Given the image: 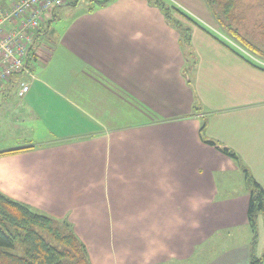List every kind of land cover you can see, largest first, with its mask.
I'll return each mask as SVG.
<instances>
[{
	"label": "crops",
	"instance_id": "0c3cea01",
	"mask_svg": "<svg viewBox=\"0 0 264 264\" xmlns=\"http://www.w3.org/2000/svg\"><path fill=\"white\" fill-rule=\"evenodd\" d=\"M170 1L210 33L183 20L184 46L148 0L44 17L30 71L0 82V128L18 137L0 192L67 224L92 264H250L251 236L230 239L250 229L244 173L205 139L264 188V59L217 40L205 0Z\"/></svg>",
	"mask_w": 264,
	"mask_h": 264
},
{
	"label": "trees",
	"instance_id": "16d2710c",
	"mask_svg": "<svg viewBox=\"0 0 264 264\" xmlns=\"http://www.w3.org/2000/svg\"><path fill=\"white\" fill-rule=\"evenodd\" d=\"M109 1L100 3L106 4ZM148 1L157 6L165 19L177 28L181 35V43L184 46L191 45L192 30L190 26L183 23V20L198 23L183 10L168 5L164 0ZM205 1L220 30H225L253 56L264 59V14L259 16L255 14V18L251 19L255 7L247 0ZM215 38L228 46L219 37ZM30 60L32 61L31 57L29 62ZM205 128L206 125L203 123L201 133L205 131ZM205 142L235 159L242 168L249 191L247 217L253 234L249 263L262 264L264 254L260 257L256 255V245L258 221L261 215L264 222V188L233 149L217 140L205 139ZM16 151V149L9 150L0 154ZM0 264L92 263L86 245L67 224L60 223L51 216L35 211L28 205L0 192Z\"/></svg>",
	"mask_w": 264,
	"mask_h": 264
},
{
	"label": "built area",
	"instance_id": "2783aa9c",
	"mask_svg": "<svg viewBox=\"0 0 264 264\" xmlns=\"http://www.w3.org/2000/svg\"><path fill=\"white\" fill-rule=\"evenodd\" d=\"M71 1L18 0L10 9L0 5V82H9L14 74L30 71V52L45 15ZM28 90L29 84L23 82L18 95L23 97Z\"/></svg>",
	"mask_w": 264,
	"mask_h": 264
},
{
	"label": "rangeland",
	"instance_id": "374dc122",
	"mask_svg": "<svg viewBox=\"0 0 264 264\" xmlns=\"http://www.w3.org/2000/svg\"><path fill=\"white\" fill-rule=\"evenodd\" d=\"M94 1H97L96 3L93 2V4L96 5V4H102L100 2H106L107 0H94ZM164 1L168 5H170V6H172V5L173 6H178V7L182 8V10L184 11L183 5H175L170 0H164ZM247 1L250 2V3H252V5L255 7V9H254V11H253V13L251 15V17H252L251 19L255 18V16H254L255 14H256V16H259V15L264 14V0H247ZM82 6H85L86 7V4H82ZM192 6H193L192 8H198L199 7V5L196 4V3H194ZM154 9H155V11H158L156 8H154ZM184 12L185 13H188L189 11H184ZM216 28L217 29L214 30V32H215L214 35H216L220 39L222 37L223 39H225L226 41H228L229 43H231L232 45H234L236 47L237 46H240L241 47V45L232 36H230L225 30H223V29L220 30V27L219 26H217ZM218 29L221 32H218ZM186 47L190 48V45L187 44ZM245 51L247 53H250L247 50H245ZM15 129L16 128L13 127L12 125L10 127H1L0 128V148H7L11 144H13L12 142H15L18 139V137L15 138V136L17 134V132H16ZM235 178L236 177L234 175H231V179H233V182H237V180ZM71 230L73 231V229H71ZM231 233H232V238L230 237V239L232 241L240 240V245H241L242 242H243V244H246V242L249 240V237L251 236V238H252V236H253V234L250 231V229H249V232L248 233H243V234L241 233V234H239V232H236L235 229H233L231 231ZM224 237L227 238L226 235H224ZM218 249H219V246L216 247V251ZM213 251L215 252V250H213ZM263 254H264V222H263V216L261 215L259 217V221H258V238H257V245H256V255L258 257H260ZM262 264H264V261H263Z\"/></svg>",
	"mask_w": 264,
	"mask_h": 264
}]
</instances>
